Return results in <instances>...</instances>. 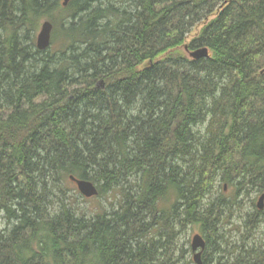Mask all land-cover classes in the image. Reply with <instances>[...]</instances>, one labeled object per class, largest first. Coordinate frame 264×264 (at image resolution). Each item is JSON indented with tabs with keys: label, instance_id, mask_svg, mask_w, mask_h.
I'll list each match as a JSON object with an SVG mask.
<instances>
[{
	"label": "trees",
	"instance_id": "16d2710c",
	"mask_svg": "<svg viewBox=\"0 0 264 264\" xmlns=\"http://www.w3.org/2000/svg\"><path fill=\"white\" fill-rule=\"evenodd\" d=\"M62 1L0 0V264H170L187 226L202 264H264L255 197L219 227L264 195V0ZM70 176L117 208L77 214Z\"/></svg>",
	"mask_w": 264,
	"mask_h": 264
},
{
	"label": "rangeland",
	"instance_id": "374dc122",
	"mask_svg": "<svg viewBox=\"0 0 264 264\" xmlns=\"http://www.w3.org/2000/svg\"><path fill=\"white\" fill-rule=\"evenodd\" d=\"M114 1H116L118 4L120 3V0ZM127 3L128 2L126 1L122 3V5L125 6ZM42 22L43 20L40 21L38 28L35 31L34 40H36V35L40 29ZM198 28H200V26L196 27L195 29ZM188 39H190V36L188 37ZM185 56L189 57L188 53H185ZM220 192H223V194L227 196L231 192V188L226 186L224 190L220 191L219 183H217L215 189L213 190V196L216 197L218 194H220ZM259 196V193H251L248 197L240 196L236 204H226L227 215L222 216V221L220 222L219 226L220 232L224 233L225 237L229 236V238L234 240H238L240 238V235L243 234L242 222L244 219V214L246 212H251L253 209L250 200L252 199V197H255L256 203L258 201ZM61 198L65 203H70V206L74 209L77 214L84 215L85 217H94L100 211L105 210L109 212L111 210L116 209L118 205V200L121 198V195L119 188L115 189L114 191L110 190L102 194H96L91 197H85L77 190L76 185L74 183H71L70 188L66 191L64 196H61ZM56 202L57 201H55L53 205L54 210L59 207L58 203ZM239 203H242V209H239ZM262 207L264 208L263 203ZM0 221L1 224H3V220L0 219ZM198 232L199 231L196 228L190 226H187L186 228L180 231L177 230V234L174 240H172V243L170 244V250L173 252L171 255V259L168 261V263L172 264L175 262L174 264H196L192 259L193 252L191 250L190 244L192 236ZM255 237L257 238V240L264 239V220L260 224V227L257 229Z\"/></svg>",
	"mask_w": 264,
	"mask_h": 264
},
{
	"label": "water",
	"instance_id": "95a60500",
	"mask_svg": "<svg viewBox=\"0 0 264 264\" xmlns=\"http://www.w3.org/2000/svg\"><path fill=\"white\" fill-rule=\"evenodd\" d=\"M69 0H63L62 5L65 6ZM52 24L50 21L45 20L41 23L40 29L36 35L35 45L38 50H43L49 47L51 39ZM188 56L192 59H198L208 56L207 47H201L192 51H188ZM100 87H103L100 81ZM71 181L76 185L78 191L85 197H91L98 193L97 188L90 180L78 179L70 176ZM264 195L261 194L257 201L258 209L262 208V200ZM191 250L193 252V260L196 264H202V251L205 248V241L201 234L195 233L191 238Z\"/></svg>",
	"mask_w": 264,
	"mask_h": 264
},
{
	"label": "bare ground",
	"instance_id": "6f19581e",
	"mask_svg": "<svg viewBox=\"0 0 264 264\" xmlns=\"http://www.w3.org/2000/svg\"><path fill=\"white\" fill-rule=\"evenodd\" d=\"M101 1V0H100ZM105 8V7H104ZM107 8V7H106ZM110 8V7H109ZM92 9V8H91ZM107 10V9H106ZM108 10H110V9H108ZM115 10V9H114ZM103 11V10H102ZM98 12V11H97ZM119 12V11H118ZM104 16V15H103ZM78 17H79V15H78ZM140 17V16H139ZM124 19V18H123ZM80 21V20H79ZM113 21V20H112ZM122 22V21H121ZM141 22V21H140ZM142 23V22H141ZM129 24V23H128ZM138 25V24H137ZM128 27V26H127ZM109 28V27H108ZM100 29V28H99ZM107 30V29H106ZM104 31V30H103ZM116 31H118V30H116ZM98 32V31H97ZM28 34V33H27ZM20 40V39H19ZM30 40V39H29ZM28 41V40H27ZM22 42V41H21ZM19 43V42H18ZM17 44V43H16ZM61 167V166H60ZM133 168V167H132ZM136 168V167H135ZM139 168V167H138ZM137 168V169H138ZM26 171V170H25ZM50 175V174H49ZM7 178V177H6ZM5 179V178H4ZM2 180V179H1ZM6 183V182H5ZM124 203V202H123ZM209 205H211V204H209ZM264 205V204H263ZM263 208V207H262ZM261 208V209H262ZM209 209V208H208ZM112 212V211H111ZM263 251V250H262Z\"/></svg>",
	"mask_w": 264,
	"mask_h": 264
},
{
	"label": "flooded vegetation",
	"instance_id": "af4514ba",
	"mask_svg": "<svg viewBox=\"0 0 264 264\" xmlns=\"http://www.w3.org/2000/svg\"><path fill=\"white\" fill-rule=\"evenodd\" d=\"M203 237V236H202ZM203 239H204V237H203ZM204 241H205V247H206V240L204 239ZM205 249V248H204Z\"/></svg>",
	"mask_w": 264,
	"mask_h": 264
}]
</instances>
